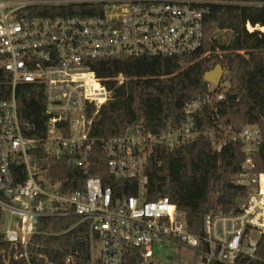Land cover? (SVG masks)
Instances as JSON below:
<instances>
[{"label":"built area","instance_id":"obj_1","mask_svg":"<svg viewBox=\"0 0 264 264\" xmlns=\"http://www.w3.org/2000/svg\"><path fill=\"white\" fill-rule=\"evenodd\" d=\"M232 3L0 0V222L3 240L10 246L0 252L3 262L27 259L40 219L75 217L78 225L89 227L91 264H124L132 253L142 264H150L171 246L191 251L194 264L264 263L257 255L264 234V173L259 171L264 160L261 155L256 159L258 152L264 153V134L259 126L235 131L230 124L199 132L193 114L204 104L224 99L211 84L203 99L186 107L179 125L156 131L135 126L100 140L110 175L139 182L134 196L114 194L91 171L94 141L89 132L100 107L112 100L91 63L192 56L202 48L209 6ZM111 81L123 83L119 77ZM24 85L42 90V138L27 137L29 125L18 118L16 94ZM200 136H208L217 153L228 144L241 145L243 160L232 183L245 188L246 195L228 212L207 213L200 231L192 234L185 214L167 198L145 200L144 168L155 145L171 150ZM54 163L68 169H56ZM69 167L77 173L75 179ZM56 174L62 180L51 178ZM82 177L80 190L72 192V182L80 185ZM94 244L97 252L92 255Z\"/></svg>","mask_w":264,"mask_h":264},{"label":"trees","instance_id":"obj_2","mask_svg":"<svg viewBox=\"0 0 264 264\" xmlns=\"http://www.w3.org/2000/svg\"><path fill=\"white\" fill-rule=\"evenodd\" d=\"M231 1L228 5L209 6L203 18L202 48L192 56H149L91 63L94 75L103 81L112 99L100 107L89 132L94 141L91 171L101 178L103 187L130 197L138 191L139 182L110 175L100 140L115 138L135 126L156 131L168 124L179 125L184 120L186 107L208 93L203 76L217 65L225 69L229 87L213 89L214 93H223L224 99L204 104L193 114L196 129L204 132L220 124H230L239 131L243 126L252 125L259 126L264 134V33L256 29L264 28V0ZM248 24L255 29L251 33L246 30ZM219 30L231 33L228 45L214 38V32ZM118 77L123 81L121 85L111 81ZM16 102L18 118L29 125L25 135L42 138L46 127L42 90L24 85L18 89ZM260 155L264 160V153L259 152L256 159ZM242 160L241 145L231 143L217 153L212 150L208 136L171 150L155 145L144 168L145 200L167 198L185 214L188 232L197 234L207 213L228 212L246 195L245 188L232 183ZM53 165L56 169H68L58 163ZM69 171L74 172L70 167ZM259 171L264 173V163ZM77 176L73 173L70 177ZM51 178L62 180L58 174ZM84 178L80 185L73 181L70 190H80ZM37 226V234L26 249L27 259H11L9 264H66L67 258H70L69 264H91L88 225H78L77 218L69 217L40 219ZM9 248L0 227V252ZM257 255L264 257V234L260 237ZM142 263L143 259L132 253L126 256L124 264ZM0 264H7L1 256ZM241 264L264 263L243 260Z\"/></svg>","mask_w":264,"mask_h":264},{"label":"rangeland","instance_id":"obj_3","mask_svg":"<svg viewBox=\"0 0 264 264\" xmlns=\"http://www.w3.org/2000/svg\"><path fill=\"white\" fill-rule=\"evenodd\" d=\"M256 29L257 30L260 29L261 32H264V30H262L261 28L257 27ZM252 30L254 31L255 29L252 28ZM231 37H232L231 33L227 32V31H220L219 30V31L214 32V38L217 39L219 43L224 44V45L229 44ZM228 87H229V81L226 78V71H224L223 80L221 82V85L219 86V89L220 90H226V89H228ZM212 89H216V88L213 87ZM0 227L2 230L3 227L1 225H0ZM95 252H97V245L96 244H94L92 246L91 254L93 255V254H95ZM155 255L157 256V255H159V253L156 252ZM159 256L160 257H158L154 260L155 264H192V263L194 264V262L196 261V258L191 251H188V250L183 249V248H178L175 246H171L170 249H168L165 253L162 252ZM168 258H171V261Z\"/></svg>","mask_w":264,"mask_h":264},{"label":"water","instance_id":"obj_4","mask_svg":"<svg viewBox=\"0 0 264 264\" xmlns=\"http://www.w3.org/2000/svg\"><path fill=\"white\" fill-rule=\"evenodd\" d=\"M203 79L213 87L218 88L223 80V67L217 65L212 71L206 72Z\"/></svg>","mask_w":264,"mask_h":264},{"label":"bare ground","instance_id":"obj_5","mask_svg":"<svg viewBox=\"0 0 264 264\" xmlns=\"http://www.w3.org/2000/svg\"><path fill=\"white\" fill-rule=\"evenodd\" d=\"M248 29H249L250 31H253L251 26H249ZM261 29L264 30L263 28H261Z\"/></svg>","mask_w":264,"mask_h":264}]
</instances>
